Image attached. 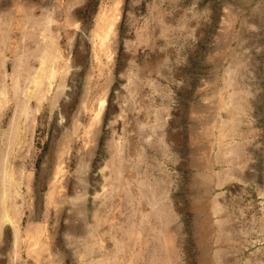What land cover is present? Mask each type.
<instances>
[{"label": "rangeland", "instance_id": "1", "mask_svg": "<svg viewBox=\"0 0 264 264\" xmlns=\"http://www.w3.org/2000/svg\"><path fill=\"white\" fill-rule=\"evenodd\" d=\"M0 264H264V0H0Z\"/></svg>", "mask_w": 264, "mask_h": 264}, {"label": "bare ground", "instance_id": "2", "mask_svg": "<svg viewBox=\"0 0 264 264\" xmlns=\"http://www.w3.org/2000/svg\"><path fill=\"white\" fill-rule=\"evenodd\" d=\"M103 104H104V102H103Z\"/></svg>", "mask_w": 264, "mask_h": 264}]
</instances>
